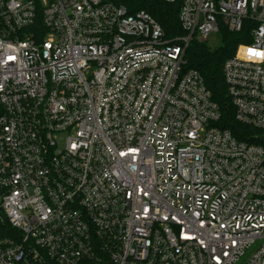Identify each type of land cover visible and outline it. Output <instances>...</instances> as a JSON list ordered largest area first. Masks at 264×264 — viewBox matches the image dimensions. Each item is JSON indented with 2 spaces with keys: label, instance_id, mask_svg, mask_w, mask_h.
Listing matches in <instances>:
<instances>
[{
  "label": "built area",
  "instance_id": "built-area-1",
  "mask_svg": "<svg viewBox=\"0 0 264 264\" xmlns=\"http://www.w3.org/2000/svg\"><path fill=\"white\" fill-rule=\"evenodd\" d=\"M163 1L174 40L104 0H0V264H264V0ZM224 30L259 144L186 69Z\"/></svg>",
  "mask_w": 264,
  "mask_h": 264
},
{
  "label": "trees",
  "instance_id": "trees-1",
  "mask_svg": "<svg viewBox=\"0 0 264 264\" xmlns=\"http://www.w3.org/2000/svg\"><path fill=\"white\" fill-rule=\"evenodd\" d=\"M108 3L125 6L130 14L145 11L150 14L163 28L166 38L174 40L185 35L179 22L180 4H169L163 0H104ZM222 46L211 50L206 43L192 42L188 47L185 59L186 69L201 73L213 100L221 112L219 126L229 130L238 140L259 144L261 132L251 126L237 121L223 75L225 62L233 57L237 46L243 43V33L222 31Z\"/></svg>",
  "mask_w": 264,
  "mask_h": 264
},
{
  "label": "rangeland",
  "instance_id": "rangeland-1",
  "mask_svg": "<svg viewBox=\"0 0 264 264\" xmlns=\"http://www.w3.org/2000/svg\"><path fill=\"white\" fill-rule=\"evenodd\" d=\"M206 45L211 49L215 50L222 46V35L220 33H214L210 36V39L207 41ZM256 249V246L248 252V254H251L253 250Z\"/></svg>",
  "mask_w": 264,
  "mask_h": 264
}]
</instances>
